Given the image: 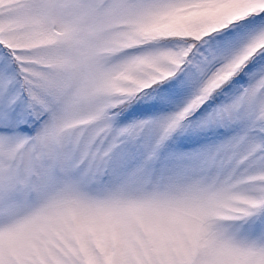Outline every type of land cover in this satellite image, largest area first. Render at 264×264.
I'll use <instances>...</instances> for the list:
<instances>
[{
  "label": "rangeland",
  "instance_id": "1",
  "mask_svg": "<svg viewBox=\"0 0 264 264\" xmlns=\"http://www.w3.org/2000/svg\"><path fill=\"white\" fill-rule=\"evenodd\" d=\"M0 264H264V0H0Z\"/></svg>",
  "mask_w": 264,
  "mask_h": 264
}]
</instances>
